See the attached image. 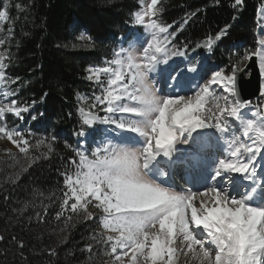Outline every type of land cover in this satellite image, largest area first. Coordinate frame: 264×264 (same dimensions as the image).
Returning <instances> with one entry per match:
<instances>
[{"label":"snow or ice","instance_id":"6c2138e0","mask_svg":"<svg viewBox=\"0 0 264 264\" xmlns=\"http://www.w3.org/2000/svg\"><path fill=\"white\" fill-rule=\"evenodd\" d=\"M243 2L234 0L233 7ZM158 3L145 0L133 14V23L145 28L147 36L125 38L127 47L85 69L94 90L91 97H78L74 135L79 146L68 145L74 155L61 172L62 198L55 218L64 223L73 215L96 220L101 230L89 239L112 264H175L174 257L189 253L198 264H264V203H257L264 201V116L248 118L245 109L251 101L240 96L238 64L230 71L208 73L202 65L181 67L172 61L184 57L188 46L176 48L172 25L156 18ZM8 20L4 5L0 31ZM230 28L225 25L195 47L211 52ZM79 39L92 38L82 34ZM5 42L0 38V45ZM8 55L0 52L4 86L20 80L7 75ZM232 55L241 62L258 60L264 96V35L253 49ZM2 95L7 102L0 99V139L10 141L24 157L46 144L42 155L50 158L55 136L33 142L29 134L8 125V116L23 119L36 101L21 106L18 99H8L16 94L7 87ZM177 175L188 186L176 185L172 178ZM46 215L47 210L37 214L42 222ZM12 239L20 249L25 247ZM84 251L93 253V243Z\"/></svg>","mask_w":264,"mask_h":264},{"label":"trees","instance_id":"16d2710c","mask_svg":"<svg viewBox=\"0 0 264 264\" xmlns=\"http://www.w3.org/2000/svg\"><path fill=\"white\" fill-rule=\"evenodd\" d=\"M5 1L9 2L7 26L13 30L4 45L9 54L7 75L20 78L8 84L9 89L15 91L14 98L21 106L36 101L34 108L24 113L26 121L8 116V123L15 127L27 124L25 133L30 141L56 139L50 158L42 155L45 144L30 149L28 157L11 153L0 159V235L5 237L0 241V264H104V249L89 239L101 230L98 222L73 215L64 223L56 220L55 213L62 198L61 172L74 155L72 148L79 146L74 135L79 128L78 97L89 95L94 87L85 79V69L112 56L118 39L130 33L138 2L0 0V8ZM233 4L234 0H161L159 9L164 25H172L171 31L176 32V48L187 44V54L202 56L205 49L195 46L231 25L228 36L210 54L219 64L226 60L223 50L239 46L243 52L257 43L258 11L264 0ZM82 34L91 36V41L80 40ZM32 115H37V120H32ZM45 210L42 222L37 214L43 215ZM13 237L25 247L20 249ZM88 243H93L91 254L84 251ZM53 249L55 254L50 255Z\"/></svg>","mask_w":264,"mask_h":264},{"label":"rangeland","instance_id":"374dc122","mask_svg":"<svg viewBox=\"0 0 264 264\" xmlns=\"http://www.w3.org/2000/svg\"><path fill=\"white\" fill-rule=\"evenodd\" d=\"M135 1L138 2V6H139V9L137 11L141 10L142 5L145 4V0H135ZM160 2H161V0H159V3ZM159 3L157 5L156 18L158 19V22H160L161 24L164 25V23H163V21L161 19V11L159 9ZM4 5H7V7H9V2L5 1ZM8 24H9V20L4 23L3 30L0 31V38L5 39V41H6V38H9L11 36L12 32H13L11 25L7 26ZM130 28H131L130 33L127 34L124 37L119 38L118 41L115 43L114 50L118 49L120 46L127 47V44L124 42L125 38L135 39L137 36L143 38V37L148 35V32H147V30L145 28H143V27H141L139 25H135L133 23V17H132V23H131V27ZM9 30H11V31H9ZM169 31H171V29H169ZM84 35L87 36L86 34H84ZM261 35H264V5L262 7H260V9L258 11V25H257V31H256L257 40L259 39V37ZM173 43H174V41H173ZM4 45H0V52H5L6 51L4 49ZM231 51L239 53L241 55L245 52V51H243V52L240 51L239 46L238 47L237 46H233V49H231V50H227V51L223 50V53L226 54V57H225L226 60H224L222 63H219L220 65L217 62L214 61V57L213 56H210V54L213 52V50L211 52H209L207 49H205L206 53L202 54V56H197L196 53H191V54H187L186 53V55L184 57H173L172 61H175V64L179 65L181 67H183L184 64H186V63H193V64H197V65H202L204 70L206 72H208V73H211V71H214L217 68H226L227 70L230 71L232 65H234V64H238L240 70L245 68L246 65L249 63V61L241 62L239 60L238 56L232 55L233 52H231ZM208 57H210L211 59L208 58ZM172 61H169V63H172ZM225 61H227V62H226L225 65H223L225 63ZM164 67H165L164 65L159 66L161 71L163 70ZM156 79L159 80V76L158 75L156 76ZM5 87H7V89H9V85H7V86L0 85V99H5L4 96L2 95V92L5 89ZM93 90H94V87L92 88V92L89 95H81L79 97H82V98L91 97L92 94H93ZM12 98H14V97H9L8 99H12ZM5 102H7L6 99H5ZM79 102H80V105H81V100L80 99H79ZM263 108H264V96H262L259 100H253L251 102V104L249 105V109L250 110L249 109H245V111L248 113V118L250 116H254L255 117V115H256L257 120H259V119H261L262 116H264V112L261 111V109H263ZM15 118L19 119L17 117H15ZM20 120L21 121H24V120L26 121L27 120L26 115L23 114V119H20ZM8 125H9V127H15V126H13L12 124H9V123H8ZM26 125L27 124L23 123V124L19 125L16 128H18L21 131L25 132ZM30 125H31V123L28 124V126H30ZM97 139H99V137ZM8 150H10L11 153H19L18 149L13 144H11L10 141H8L7 139H0V159L9 154ZM179 181H181V182H183L185 184L184 179H181ZM89 210L93 211L97 216L100 214L99 211L94 209V208H92L91 205L89 206ZM175 258H177V260H179L178 264H190V263L198 264L196 262V260L192 258V254L191 253H189L188 256H184L183 254H179L177 257H174V260H175ZM190 258H191L192 262H189ZM104 264H112L111 257L107 256V259L104 262Z\"/></svg>","mask_w":264,"mask_h":264},{"label":"water","instance_id":"95a60500","mask_svg":"<svg viewBox=\"0 0 264 264\" xmlns=\"http://www.w3.org/2000/svg\"><path fill=\"white\" fill-rule=\"evenodd\" d=\"M237 79L242 99L252 102L253 100H259L262 97L259 91L262 77L259 70L258 60L255 57L249 61L245 68L238 72Z\"/></svg>","mask_w":264,"mask_h":264},{"label":"bare ground","instance_id":"6f19581e","mask_svg":"<svg viewBox=\"0 0 264 264\" xmlns=\"http://www.w3.org/2000/svg\"><path fill=\"white\" fill-rule=\"evenodd\" d=\"M258 64H259V62H258ZM254 116H250L249 118H253ZM255 119H257L256 118V115H255ZM172 179H174V181H175V184L176 185H179L180 187H186V186H188V185H186V184H184L183 182H181V181H179V180H181L182 178L180 177V175H177V176H175L174 178H172ZM179 190V189H178ZM257 203H264V201H257ZM178 261L179 260H177V258H175V264H178ZM189 262H192L191 261V258L189 259ZM197 262V261H196ZM198 263V262H197ZM190 264H192V263H190Z\"/></svg>","mask_w":264,"mask_h":264}]
</instances>
